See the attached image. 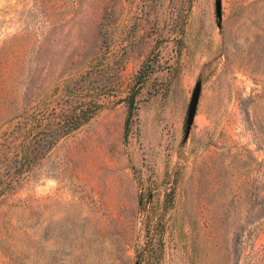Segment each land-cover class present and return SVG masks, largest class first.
<instances>
[{
  "label": "rangeland",
  "instance_id": "obj_1",
  "mask_svg": "<svg viewBox=\"0 0 264 264\" xmlns=\"http://www.w3.org/2000/svg\"><path fill=\"white\" fill-rule=\"evenodd\" d=\"M216 1L0 0V264H264V0Z\"/></svg>",
  "mask_w": 264,
  "mask_h": 264
},
{
  "label": "water",
  "instance_id": "obj_2",
  "mask_svg": "<svg viewBox=\"0 0 264 264\" xmlns=\"http://www.w3.org/2000/svg\"><path fill=\"white\" fill-rule=\"evenodd\" d=\"M216 9V16L218 20L221 18V4L220 1H216L215 5ZM199 94H200V83H197L193 89L191 99L188 105V110H187V115H186V121H185V127H184V140L187 139L190 129L193 125L195 113H196V108L198 105V99H199Z\"/></svg>",
  "mask_w": 264,
  "mask_h": 264
},
{
  "label": "trees",
  "instance_id": "obj_3",
  "mask_svg": "<svg viewBox=\"0 0 264 264\" xmlns=\"http://www.w3.org/2000/svg\"><path fill=\"white\" fill-rule=\"evenodd\" d=\"M136 93H132L131 96L129 97V100L132 102L135 99ZM72 124V123H70ZM64 126H61V129H63ZM51 138H53V136H51ZM50 147V146H49Z\"/></svg>",
  "mask_w": 264,
  "mask_h": 264
}]
</instances>
